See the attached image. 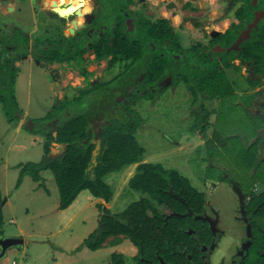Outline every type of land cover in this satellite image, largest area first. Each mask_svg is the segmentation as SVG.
<instances>
[{"label": "flooded vegetation", "instance_id": "flooded-vegetation-1", "mask_svg": "<svg viewBox=\"0 0 264 264\" xmlns=\"http://www.w3.org/2000/svg\"><path fill=\"white\" fill-rule=\"evenodd\" d=\"M87 4L90 8L83 11ZM16 6L5 8L3 13L16 14L18 23L15 21L0 33V62L4 63L0 75L8 71L9 62L12 70L23 69L29 75H33L35 66L55 70L52 77L45 72L53 89L59 85L57 75H67L71 70H76L83 81L71 85V95L66 96L63 87L65 96L53 98L48 117L63 115L53 124L54 130L68 118L64 115L67 111L77 113L76 109L81 108V113L89 115L98 108L111 107L103 101L113 103L109 96L112 90L119 92L114 99L121 100L111 112L125 115V121L136 115L132 105L138 100H152L179 82L186 84L192 99L195 97L187 82L204 81L194 84L199 94L204 92L200 89L203 84H207L203 89L211 87V82L220 77L233 83L225 73L233 67H239L234 73L235 81L242 80L245 85L237 84L229 92L241 90L254 95L251 107L243 108L239 102L240 108L249 111L258 105L264 110V76L256 69L264 67V0H21ZM42 24H48L51 33ZM98 50L103 57H98ZM160 61L165 71L149 76L150 65ZM175 62L183 64L181 81L169 70L171 63L176 69ZM91 65L101 67L102 72L96 75ZM216 72L220 75L213 74ZM96 76L100 77L95 82L91 77ZM248 79L257 83L250 84ZM6 88L7 84L0 82V91L4 93ZM208 90L211 88L206 93ZM199 100L198 96L194 103ZM20 114L11 121L18 124ZM48 117L39 121L41 125L48 122ZM19 125L32 131L33 123L25 118ZM195 130V142L203 139L201 144L219 154L214 141L209 146L202 136V128ZM206 177L203 190L193 187L202 195V208L196 209L184 196L176 194L181 200V212L159 207L163 214L172 212L181 217L183 233L179 244L162 253L153 247L143 251L130 240L134 247L127 255L132 264H264V201L259 199L264 190L255 183L248 185L231 172L216 179ZM231 196L236 199L234 203L227 201ZM125 241L122 238L115 242L112 238L102 247L113 250ZM107 254L96 263L128 264L126 254L118 249Z\"/></svg>", "mask_w": 264, "mask_h": 264}, {"label": "rangeland", "instance_id": "rangeland-1", "mask_svg": "<svg viewBox=\"0 0 264 264\" xmlns=\"http://www.w3.org/2000/svg\"><path fill=\"white\" fill-rule=\"evenodd\" d=\"M5 1L0 0V8L15 7L21 0H11L8 3ZM15 21L18 23L16 14L5 15L0 9L1 34L5 33L7 26ZM48 27V24H42V28L47 33H51ZM175 64L176 69H173L175 65L171 63L169 70L179 75L183 64L179 65L177 62ZM8 65L11 66L10 63ZM15 65L17 66L16 63ZM3 66L4 63L0 62V68ZM90 69L95 70L96 75L102 72L99 66L91 65ZM226 69L224 68V71ZM256 69L264 76V67H256ZM227 70L225 73H229L233 83L227 81L226 77L217 78L211 82V90L207 93L206 89H203L207 84H203L200 89L204 92L194 93L195 99L199 96L198 102L194 103L195 99L191 98L188 89L185 88L186 84L179 82L172 88L169 87L163 95L155 96L152 100H138L132 105L136 115L129 117L139 123L136 138L144 150L143 162L159 163L165 168L175 170L189 181L191 188L201 191L206 175V180H211L223 176L225 172H231L248 185L253 186L255 183L258 189L264 190V161H259L260 165L255 170L246 164L245 167L241 161L235 162L231 154L234 146L247 149L258 138V160L264 159V118L258 115V113L264 115V110L262 111L258 105L249 108L250 112L240 108L239 102L243 108L249 107L254 95L241 90L229 92L236 88L235 85L243 86L245 82L235 81L234 73L239 67ZM54 71L48 66L45 70L35 66L31 76L26 70L15 71L13 68L10 77L14 78V82L8 83L4 92L5 98L10 97L12 103L3 107L0 100V190L4 199L2 205L4 224L0 235L23 239V244L6 249L0 258V264H98L96 262L100 257L107 256V253H112L116 249L126 254L128 264H132L127 254L133 244L128 238H124L126 241L113 250L109 246H104L97 251H91L87 247L79 249L78 245L97 228L100 203H104L112 213H118L130 203L140 199L141 192L129 185V179L136 173L137 163L125 165L105 175L104 181L113 193L109 202L94 198L88 190H82L66 208H59V193L50 171L41 172L44 179L40 183L33 181L28 175L19 178L24 163L42 160L46 139L44 132H52L53 124L61 119L62 113L48 117L53 98H63L64 93L61 91L63 87H66L68 93L66 96H69L72 94V84L83 83L77 71L71 70L67 75H57L58 89H53L51 83H48L47 74L52 77ZM98 77L100 76L91 78L96 82ZM202 82L204 81H196V84ZM170 83L171 81L163 88L168 87ZM66 84L68 85L65 86ZM118 93L116 90L110 92L109 96L113 103L111 100L103 101L111 107L98 108L89 115L93 118L90 124L97 135L108 119L125 118V115L111 112L112 107H116L115 103L121 100L114 99L115 96H119ZM203 109H207L209 115L206 119L207 128L202 130V136L209 146L214 141V148L219 154H214L209 147L201 144L204 142L203 139L200 143L195 142L198 131H193L192 126L196 123V118L203 116ZM80 110L81 108L76 109L77 113H81ZM108 110L110 112H107ZM6 112L9 116L15 115L14 118L21 113L19 123L9 121ZM77 113L67 111L64 115L69 118ZM245 114L248 120L244 122L242 115ZM22 116L33 123L32 127L29 126L32 129L36 127L37 132L19 125L24 119ZM47 117L45 121L54 119L55 123L47 122L48 125L47 123L41 125V119ZM59 146L61 145L51 144L49 155L55 157L60 154ZM251 177H255L252 183ZM225 184L227 186V182ZM198 191L196 192L199 193ZM227 201L234 203L236 199L231 196ZM202 202L204 205V201H201L199 208H202ZM19 226L24 234L18 232ZM114 238H116L115 242H118L123 237Z\"/></svg>", "mask_w": 264, "mask_h": 264}, {"label": "trees", "instance_id": "trees-1", "mask_svg": "<svg viewBox=\"0 0 264 264\" xmlns=\"http://www.w3.org/2000/svg\"><path fill=\"white\" fill-rule=\"evenodd\" d=\"M101 52V50L97 51L99 58L104 56ZM11 70L12 67L9 66L8 71L0 75V82L6 84L13 82L14 78L10 77ZM164 71L163 61L154 62L150 65L149 76L156 77ZM176 76V80L181 81V74ZM176 80L174 78L173 81ZM187 83L191 85L190 88L195 96L197 89L196 85H193L196 81ZM249 83L257 82L249 80ZM0 100L3 107L12 103L10 97L5 98L2 91H0ZM203 112V116L196 118L193 129L201 127L203 130L206 127L209 112L206 109H203ZM89 115L80 113L65 118L57 125L54 133L44 132L46 139L42 160L24 163L19 178L28 175L33 181L40 183L44 179L41 172L50 171L59 193V208H66L82 190H88L94 198L109 202L113 193L104 181L105 175L125 165L137 163L136 173L129 179V185L141 192L140 199L130 203L118 213H112L104 203H100L98 226L78 245L79 249L85 246L91 251H96L107 240L123 237L140 246L143 251L153 247L162 253H168V250L173 249L181 240L180 236L183 233L181 217L172 212L168 213L169 215L163 214L159 207L166 206L173 212H181V200L176 195L179 197L182 195L198 209L202 195L191 188L189 181L175 170L165 168L159 163L143 162L144 150L136 138L139 126L137 120L108 119L97 135L91 127ZM6 116L9 121L18 119L14 118L15 115L9 116L7 112ZM242 117L244 122L248 120L247 114ZM202 122L204 125L200 124ZM32 131L37 132L36 129ZM95 138L97 139L94 140ZM258 141L257 138L247 149L234 146L231 152L234 161H241L244 166L246 164L256 170L260 162L264 161V159L258 160ZM52 142L65 144V150L55 157L49 156ZM259 199L264 201V192ZM2 200L3 195L0 190V233L4 224Z\"/></svg>", "mask_w": 264, "mask_h": 264}, {"label": "water", "instance_id": "water-1", "mask_svg": "<svg viewBox=\"0 0 264 264\" xmlns=\"http://www.w3.org/2000/svg\"><path fill=\"white\" fill-rule=\"evenodd\" d=\"M59 148L63 152L65 150V145H61L59 146ZM49 154H51V152ZM49 156L51 157V155ZM3 200H2V205H3ZM21 244H23L22 237H11V236L0 235V246H1L0 258L4 255L6 249H8L11 246H19Z\"/></svg>", "mask_w": 264, "mask_h": 264}, {"label": "crops", "instance_id": "crops-1", "mask_svg": "<svg viewBox=\"0 0 264 264\" xmlns=\"http://www.w3.org/2000/svg\"><path fill=\"white\" fill-rule=\"evenodd\" d=\"M89 8H90V5L87 4L86 7H85V10H83V11H87ZM0 9H1V13H5L6 12L5 8H0ZM18 232L24 234V231H23V229L20 226L18 227Z\"/></svg>", "mask_w": 264, "mask_h": 264}, {"label": "clouds", "instance_id": "clouds-1", "mask_svg": "<svg viewBox=\"0 0 264 264\" xmlns=\"http://www.w3.org/2000/svg\"><path fill=\"white\" fill-rule=\"evenodd\" d=\"M62 145H65V144H62Z\"/></svg>", "mask_w": 264, "mask_h": 264}]
</instances>
